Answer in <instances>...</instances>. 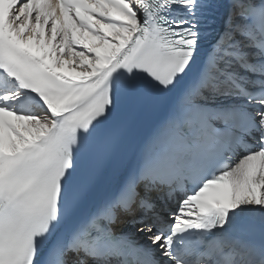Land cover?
<instances>
[{"label":"snow or ice","instance_id":"1","mask_svg":"<svg viewBox=\"0 0 264 264\" xmlns=\"http://www.w3.org/2000/svg\"><path fill=\"white\" fill-rule=\"evenodd\" d=\"M0 264H264V0H0Z\"/></svg>","mask_w":264,"mask_h":264}]
</instances>
